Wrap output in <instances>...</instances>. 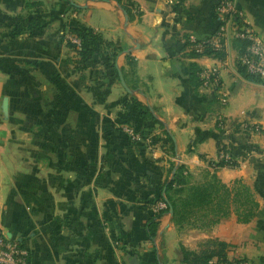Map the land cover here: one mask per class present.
Here are the masks:
<instances>
[{
	"label": "crops",
	"instance_id": "0c3cea01",
	"mask_svg": "<svg viewBox=\"0 0 264 264\" xmlns=\"http://www.w3.org/2000/svg\"><path fill=\"white\" fill-rule=\"evenodd\" d=\"M33 1L41 2L44 23L29 28L37 13L26 5ZM125 1L133 4L128 23L115 0H0L1 228L26 244L30 264H155L157 254L162 264H185L169 212L154 242L146 233L147 219L165 209L161 186L179 163L195 178L213 170L218 140L228 143L233 123L250 122L261 130L234 134L247 157L215 170L223 182L242 178L255 191L257 215L190 232L198 241H225L232 258L264 264V82L240 71L234 39L224 58L186 48L187 39L218 29L220 0ZM233 1L264 38V14L250 15L247 0ZM71 27L97 30L122 50L114 61L96 54L88 69L75 68ZM193 62L201 72L218 68L219 91L191 84ZM131 97L153 116L139 115ZM221 117L232 123L225 138ZM127 123L143 131L140 139L123 131Z\"/></svg>",
	"mask_w": 264,
	"mask_h": 264
},
{
	"label": "trees",
	"instance_id": "16d2710c",
	"mask_svg": "<svg viewBox=\"0 0 264 264\" xmlns=\"http://www.w3.org/2000/svg\"><path fill=\"white\" fill-rule=\"evenodd\" d=\"M115 1L131 16L133 8L131 1ZM26 7H33L35 13H37V16L29 20L28 27L42 25L44 17L41 2L33 1L28 3ZM72 8L77 10L76 7L72 6ZM68 33L70 37L79 40V44H77L71 39H67V45L77 54V59L73 60V63L75 68L80 70L88 69L92 58L96 54H105L114 61L122 50L119 47H112V43L105 42L99 31L91 28L71 27L68 29ZM236 41L239 44L240 53H242L246 43ZM194 46L195 42L186 40V48H191L195 56L225 57V50H215L210 44H205L204 50L200 53L194 50ZM239 69L247 78L254 81H262L259 78L248 75L240 65ZM201 73V69L195 62L190 64V82L196 89L203 84ZM118 78L120 79L119 75ZM128 103H131L135 108L134 110L138 111V114L142 117L148 118L153 116L150 109L144 107L136 98L131 97ZM158 123L162 124L161 122ZM242 124L243 122L239 124L233 123L234 129L228 135V143H225L221 138L218 140L217 147L219 154H228L229 158L220 157L218 162H210L209 166L213 170L204 169L201 181L189 182L188 176L185 175L189 170L187 166L183 164L172 166V177L162 184L159 198V200L166 204V207L163 210L155 211L145 223L146 233L152 242L155 241L162 215L168 213L170 207L173 208L172 222L178 231L197 229L209 232L222 219H227L232 215H235L237 221L240 223H248L255 218L260 207L255 191L242 178L235 179L231 184L223 182L215 170L217 166L227 165L236 167L238 159H245L247 157L248 153L242 148V143H238L237 138L234 136L236 132H241ZM126 126L131 127L142 136L143 131L136 128L134 124L127 123ZM218 129L220 136L225 138L224 133L229 128L219 126L218 121ZM243 132L247 133L246 130ZM168 137L171 139L169 134ZM206 138L207 136L202 138L201 141ZM20 244L26 246L23 241H20ZM199 245L201 247L198 250H188L181 245L180 261L185 264H214V261L226 264L241 260L230 257L229 244L218 238H207L202 243H199ZM155 251L157 252L156 248ZM156 257L155 264L163 263L159 254ZM29 260L31 262V252Z\"/></svg>",
	"mask_w": 264,
	"mask_h": 264
},
{
	"label": "built area",
	"instance_id": "2783aa9c",
	"mask_svg": "<svg viewBox=\"0 0 264 264\" xmlns=\"http://www.w3.org/2000/svg\"><path fill=\"white\" fill-rule=\"evenodd\" d=\"M216 14L220 25L218 29L209 37L202 40H192L195 42L194 50L200 53L204 50L205 44H210L215 50H225L230 35L235 40L246 43L244 51L240 53L238 64L242 66L248 75L259 78L264 81V38L255 32L249 24L243 19V12L236 6L232 0H220L216 6ZM232 32V34L230 33ZM73 42L79 44V40L69 37ZM203 85L212 90H220V73L218 68L211 67L201 73ZM219 101L222 104L228 102V95L220 93ZM219 126L223 128L230 127V121L218 119ZM247 132H259L261 130L258 124L244 122L241 125ZM125 131L131 137L137 136L131 127L126 126ZM221 158H229L228 154H221ZM163 207L166 204L163 202ZM157 211V210H156ZM30 250L27 246L20 244V240L8 236L0 226V264H29ZM214 264H224L213 262ZM226 264H250L247 260L232 261Z\"/></svg>",
	"mask_w": 264,
	"mask_h": 264
},
{
	"label": "rangeland",
	"instance_id": "374dc122",
	"mask_svg": "<svg viewBox=\"0 0 264 264\" xmlns=\"http://www.w3.org/2000/svg\"><path fill=\"white\" fill-rule=\"evenodd\" d=\"M247 1H248V3H245V9L247 10V13L248 14L252 15L253 14L252 11H254V13L259 14V17L262 14H264V0H247ZM243 19H244V13H243ZM249 26L262 37V35L260 34V32L257 31V29H255L252 25H249ZM259 27H260L261 32H263L264 31V23L263 24H259ZM230 33L232 34V32H230ZM233 39L234 38L232 37V35H230L229 40L231 41ZM234 41H235V39H234ZM237 43L235 42V44H234L235 46L234 47L238 46L237 48L240 49L239 44H237ZM125 128L126 127L123 128V131L124 132H126L125 131ZM126 133L128 134L129 137L131 136L128 132H126ZM135 133L137 134V136H135V137L132 136V137H130L131 139L138 140V139H140L142 137V136L139 135V133H137V132H135ZM178 161L180 162V160H178ZM178 165H182V164L179 163ZM178 165H176V166H178ZM188 171H187V174H185V175L188 176L189 182L194 183V182H197V181H201L202 180L203 171H200L196 178L193 175H191V173L188 172ZM170 177H172V174H170ZM190 230L191 229H184L182 231H178V233L180 235V238H181L180 243H179V246H178V249H179L178 256L179 257H180V248H181V245H183L188 250H198L201 247L199 245V243H202V241L205 240V239H203V240L201 239L200 241H198V239H196L197 238L196 235H194L192 232H190ZM160 249H162L161 246H160ZM159 256L162 259V261H164V258L162 257V254H159ZM29 264H30V262H29Z\"/></svg>",
	"mask_w": 264,
	"mask_h": 264
},
{
	"label": "water",
	"instance_id": "95a60500",
	"mask_svg": "<svg viewBox=\"0 0 264 264\" xmlns=\"http://www.w3.org/2000/svg\"><path fill=\"white\" fill-rule=\"evenodd\" d=\"M123 12H124V14H125V19H126V23H128V14H127V12L125 11V10H123ZM119 76H120V80H121V83H122V85L124 86V88L128 91V92H130V93H132V90L127 86V84H126V82H125V80H124V77H123V75H122V72L119 70ZM176 150H177V147H176ZM169 214L171 215V216H173V208L172 207H170V209H169ZM162 264V263H161Z\"/></svg>",
	"mask_w": 264,
	"mask_h": 264
}]
</instances>
